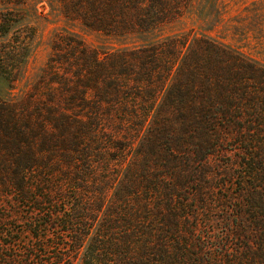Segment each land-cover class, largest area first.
I'll return each mask as SVG.
<instances>
[{"label": "trees", "instance_id": "1", "mask_svg": "<svg viewBox=\"0 0 264 264\" xmlns=\"http://www.w3.org/2000/svg\"><path fill=\"white\" fill-rule=\"evenodd\" d=\"M28 1L0 0V264H264V62L194 29L142 38L197 0H57L69 25L19 94ZM227 154L238 231L197 239L193 185Z\"/></svg>", "mask_w": 264, "mask_h": 264}, {"label": "rangeland", "instance_id": "2", "mask_svg": "<svg viewBox=\"0 0 264 264\" xmlns=\"http://www.w3.org/2000/svg\"><path fill=\"white\" fill-rule=\"evenodd\" d=\"M21 8L25 16L23 26L34 27L37 35L33 41V53L28 61L25 77L16 91L19 94L33 83L41 72L51 54L55 34L69 25L57 0H30ZM187 29H194L193 31L198 33L205 32L214 39L239 47L248 55L264 62V0H197L192 12L180 21L142 38L152 40ZM206 29L208 31H205ZM75 31L89 44L102 51L120 45L132 46L140 43L138 37L116 40L80 27L75 28ZM238 160L237 154L212 157L209 175L204 178V182L193 185L192 190L200 186L203 188L201 194L196 191V194L191 196V202L198 214L191 217L189 222L196 228L194 234L197 239L202 237L213 242L224 239L228 233L238 231L239 219L235 215L239 191L236 183ZM190 229L186 224L182 227L187 233ZM188 236L192 238V235ZM240 240L241 242L237 241L238 244L246 243Z\"/></svg>", "mask_w": 264, "mask_h": 264}]
</instances>
